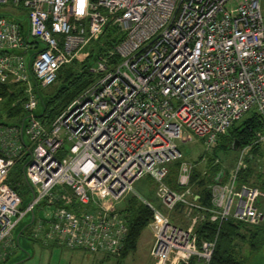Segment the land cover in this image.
Instances as JSON below:
<instances>
[{
    "label": "built area",
    "instance_id": "obj_1",
    "mask_svg": "<svg viewBox=\"0 0 264 264\" xmlns=\"http://www.w3.org/2000/svg\"><path fill=\"white\" fill-rule=\"evenodd\" d=\"M0 4L27 14L29 35L45 44L31 62L40 89L55 81L63 64L83 60L89 54L85 47L108 25L118 33L115 44L90 66L96 73L92 81L49 125L30 115L24 129L28 145L19 127L0 116V259L6 254L2 245L15 246V226L40 200L55 208L30 224L29 237L119 256L127 225L115 201L144 174L153 178L160 203L179 215L172 219L137 195L151 209L152 264H209L217 234L199 238L198 222L219 227L229 219H263L264 191L240 174L253 144H264V129L208 185L207 203L191 181L196 161L181 158L176 140L195 136L207 153L245 112L255 110L264 124L261 0H85L83 12L78 0ZM39 45L25 38L21 22L0 15V83L21 86L25 112L39 101L27 53L5 49ZM29 154L25 173L34 197L23 206L8 177L13 164ZM177 159L173 187L169 163Z\"/></svg>",
    "mask_w": 264,
    "mask_h": 264
},
{
    "label": "trees",
    "instance_id": "obj_2",
    "mask_svg": "<svg viewBox=\"0 0 264 264\" xmlns=\"http://www.w3.org/2000/svg\"><path fill=\"white\" fill-rule=\"evenodd\" d=\"M116 34H118L116 27L108 25L98 40L91 42L85 47L89 54L83 60L74 58L59 68L57 77L52 83L54 84V88L50 91H44L49 96L46 100L43 113L39 118L45 125H49L56 114L92 81L96 73L91 70L90 66L103 54V51L105 52L108 47L115 44L118 39ZM0 94H7L9 100L14 101V104L6 110L7 116H16L18 119L9 122H20L25 113L21 105V86L13 83H0ZM263 129V121L258 113L251 109L249 116L242 118L239 122L236 120L230 125L226 133L219 135L218 142L212 149L213 154L209 155L210 152L205 153V156H209L207 163L204 165L207 166L206 173L203 174V169L195 166L191 175V181L199 185L200 200L203 203L209 202L208 185L215 180L217 173L223 169L220 162H214L215 158L213 155L217 153L218 147L230 148L233 138L240 139L241 147L248 142H252L255 138V132L262 131ZM258 148V143L253 144L251 152L256 154ZM199 160H195L196 165H198ZM23 161L24 158L13 164L8 177L9 183L19 191V175H22L20 166ZM178 164V159L169 163L170 174L167 180L173 187H176L174 175ZM253 165V162H249L247 167L241 171L240 178L264 190V169L257 170ZM250 172H253L252 178L248 176ZM262 209L264 211V207ZM118 210L124 216L127 225L123 250L119 256H116L120 259L127 255L129 251L136 248L141 231L151 218V209L136 194H133L125 198V204L120 209L118 208ZM26 229L24 230V234L27 233ZM196 230L199 238H213L217 234L214 251L209 264H242L244 262L242 251L245 245L251 250H257L264 245V217L258 223L229 219L223 221L219 227L216 222L201 221L197 223ZM48 245L56 244L49 243ZM82 250L86 251L84 249ZM11 252L13 251H9L0 260V264H3L9 258ZM105 256L110 257L113 255L105 254Z\"/></svg>",
    "mask_w": 264,
    "mask_h": 264
},
{
    "label": "rangeland",
    "instance_id": "obj_3",
    "mask_svg": "<svg viewBox=\"0 0 264 264\" xmlns=\"http://www.w3.org/2000/svg\"><path fill=\"white\" fill-rule=\"evenodd\" d=\"M261 5L263 9L264 15V0H261ZM15 11L20 13L21 10L15 9L12 6L7 4H0V12L1 11ZM42 45V44H40ZM54 88V84L49 87H42L40 90L44 94L46 91H50ZM45 91V92H44ZM14 104V101H10L7 94H0V116L2 120L5 121H14L18 119L16 116H7V109L9 106ZM42 108L41 102L38 103L37 107L35 108L36 112H39ZM251 110L245 112L237 122L242 120V118L247 117L250 115ZM178 143V147L181 151V158H185L188 160H199L198 165L204 170H207V166H204L207 161L208 157L202 160L201 156L205 154L203 145L201 144V140L197 137H193L192 140H181L176 139ZM239 149H231L227 147L220 146L218 147V151L216 154L213 155L214 158H218L219 162L222 165V168L228 165H233L237 159ZM209 155L213 154V151H209ZM213 158V159H214ZM20 165V164H19ZM255 169L264 168V148L262 154L259 158V161L254 165ZM230 167V166H229ZM228 167V168H229ZM225 171V169L223 168ZM205 174V172H203ZM253 172L248 173L250 178L253 177ZM19 187L22 197L24 198L26 194L29 193L30 189L28 188L27 184L22 178V175H19ZM195 186L198 188V184L194 183ZM264 191V190H263ZM141 195L145 199L151 201L154 205L160 208L163 212H165L169 217L172 219L178 218L177 211L173 209H168L164 207L159 199L155 196V182L150 175L144 174L139 178L133 181V190L129 191L123 198L118 199L115 201V205L120 209L125 204V198L129 195ZM261 205L264 207V197L261 198ZM55 208L54 203H47L44 202L41 205L35 207L34 211L36 214V219L41 217H46L50 214ZM30 217V213L23 217L22 221H27ZM30 226L26 229V232L29 231ZM153 242V234L152 230L149 225H146L138 238L136 248L129 251L127 255L123 258H118L116 256L106 257L104 253L97 252L92 253L89 251H82L80 249H70L60 245H48V244H41L37 240H32L25 235L20 237V244L21 246H15L14 244L7 243L4 246L2 245L1 250L5 251V253L11 252V261L16 260L15 258H21L24 254L21 248H27L31 252L30 257H24L18 264H152L153 258L150 254V248ZM5 254V256H6ZM242 257L244 258V262L242 264H264V245H262L257 250H251L247 248V245L244 246L242 251ZM4 258V257H3ZM1 258L0 260H2Z\"/></svg>",
    "mask_w": 264,
    "mask_h": 264
},
{
    "label": "water",
    "instance_id": "obj_4",
    "mask_svg": "<svg viewBox=\"0 0 264 264\" xmlns=\"http://www.w3.org/2000/svg\"><path fill=\"white\" fill-rule=\"evenodd\" d=\"M0 15H3L5 17H7L8 19H13V20L21 22L22 26H23V34H24L25 38L28 41H38L40 44H42V45H39V47L37 49L28 50V51H26L25 49H11V48H6L5 49L7 51H14V52H17V53H25V52L27 53L26 54L27 69L30 72L32 82L35 84V90H36V92H37V94L39 96L38 103L41 102V104H42V108H41V110L39 112L35 111V108L37 107L38 103H37L36 107L31 112L30 111H26L23 114L20 122H6L4 120H1V122H3V123H7V124H10V125L18 126L19 127V134H20L21 141L23 142V144L28 145L29 139L26 136L25 131H24L25 126L27 124V121H28V119H29L31 114L36 115V116H40L43 113V110H44L45 104H46V100H47V98L49 96V94H46V93L43 94L42 93V91L40 90V88L38 87V85L36 83V78L34 77V75L31 72V62H32L33 56L39 49L43 48L45 46V44L42 43L39 38H34V37H31L29 35V19H28L27 14H14V13L6 10V11H1ZM230 148L231 149H235V150L239 149L240 148V139L233 138L232 142L230 144ZM29 158H30V154L24 159V161L22 162V164L20 166V168L22 170L23 179H24L25 183L27 184L28 188L30 189L29 193L26 194L25 197L22 199V203L21 204L23 206L27 205L31 201V199L34 197V191H33L32 185H31V183H30V181H29V179H28V177L26 176V173H25V166H26ZM250 158H255V163H257L259 161L260 157L257 154L250 153L249 154V159ZM221 173H222V170H220L217 173L215 179H219L218 176ZM42 203H44V200H40L37 204L33 205L31 207V209L27 212V214L30 213V217L28 218V220L26 222L25 221L21 222V220L23 219L22 218L18 222V224L15 226L14 231H13V237H14V243H15L16 246H18V247L21 246L20 237L22 235H25L26 237H29L28 235L24 234V230L33 221H35L36 214H35L34 209H35L36 206H38V205H40ZM29 238H31V237H29ZM21 249L23 250L25 255H23L21 258H15L16 260H12V261L10 259L11 256H9V258L3 264H18L22 260H24V257H30L31 256V252H30L29 249H27V248H21Z\"/></svg>",
    "mask_w": 264,
    "mask_h": 264
},
{
    "label": "crops",
    "instance_id": "obj_5",
    "mask_svg": "<svg viewBox=\"0 0 264 264\" xmlns=\"http://www.w3.org/2000/svg\"><path fill=\"white\" fill-rule=\"evenodd\" d=\"M258 147H259V148H258V151L256 152V154L260 157L261 154H262L263 148H264V144H261V143H260V144H258ZM250 153H252L251 150H250ZM250 153H249V154H250ZM238 155H239V151H238ZM237 157H238V156H237ZM248 157H249V155H248ZM247 161H248V163H249V162H253V164H254V163H255V158H250V159H248ZM255 164H256V163H255ZM229 166H232V165H228L227 167H225V166L223 167V168L225 169V171H227V169H228ZM263 169H264V168L262 167L261 170H263ZM257 170H258V169H257ZM80 250H82V249H80ZM82 251H83V250H82Z\"/></svg>",
    "mask_w": 264,
    "mask_h": 264
},
{
    "label": "clouds",
    "instance_id": "obj_6",
    "mask_svg": "<svg viewBox=\"0 0 264 264\" xmlns=\"http://www.w3.org/2000/svg\"><path fill=\"white\" fill-rule=\"evenodd\" d=\"M78 5H79L78 11L83 12L85 0H78Z\"/></svg>",
    "mask_w": 264,
    "mask_h": 264
}]
</instances>
